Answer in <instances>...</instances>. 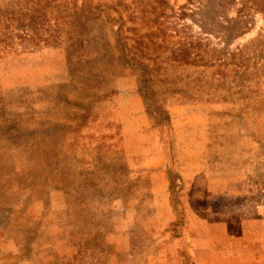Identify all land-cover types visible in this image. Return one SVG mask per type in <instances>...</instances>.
<instances>
[{"label": "rangeland", "instance_id": "rangeland-1", "mask_svg": "<svg viewBox=\"0 0 264 264\" xmlns=\"http://www.w3.org/2000/svg\"><path fill=\"white\" fill-rule=\"evenodd\" d=\"M250 6L0 0V26L60 32L0 52V264H264V13ZM198 43L243 52L219 73Z\"/></svg>", "mask_w": 264, "mask_h": 264}, {"label": "trees", "instance_id": "trees-1", "mask_svg": "<svg viewBox=\"0 0 264 264\" xmlns=\"http://www.w3.org/2000/svg\"><path fill=\"white\" fill-rule=\"evenodd\" d=\"M250 3L254 6H250L253 8L254 11L264 13V0H249ZM98 5L90 6V9H92L94 12L97 9ZM222 7V6H219ZM247 6H241V9H238L237 12H241L243 8H246ZM35 20V19H34ZM245 22L238 21L234 23L235 27H241L238 25L244 26ZM40 25H38L36 22L29 20L28 23L19 22L17 26L12 27L10 24L0 26V52H3V50L12 49L14 45V39H16L17 44L20 45L24 49H36L39 47L40 43L49 44V43H55L58 37L60 36L59 31H55V34H47L46 36L42 35L41 33ZM232 31V30H231ZM230 31V32H231ZM45 32V30H43ZM199 45V52H200V59L206 60V57L212 58L214 61H217L215 66L218 68L219 73L222 72L221 68L227 67L229 63L236 64L238 63L239 54H242L243 50L240 48H236V50H227L225 47H213L208 50L200 49L201 44ZM246 45H243V48H245ZM121 51V50H120ZM180 53L189 54V50L187 47L180 48L178 50ZM172 57L176 58L177 51H172ZM177 54V55H176ZM120 58L123 60L126 59V61H134L136 65H139L138 62L132 58H126L123 52L120 53ZM210 61V60H209ZM208 62L205 61L204 64ZM238 93V91L236 92ZM166 118L168 117L167 114H163Z\"/></svg>", "mask_w": 264, "mask_h": 264}, {"label": "crops", "instance_id": "crops-1", "mask_svg": "<svg viewBox=\"0 0 264 264\" xmlns=\"http://www.w3.org/2000/svg\"><path fill=\"white\" fill-rule=\"evenodd\" d=\"M213 241V240H212Z\"/></svg>", "mask_w": 264, "mask_h": 264}]
</instances>
